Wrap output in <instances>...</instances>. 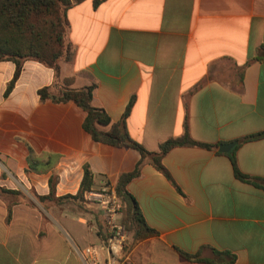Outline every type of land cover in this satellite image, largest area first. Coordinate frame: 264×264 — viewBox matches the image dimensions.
I'll return each mask as SVG.
<instances>
[{"label": "crops", "instance_id": "1", "mask_svg": "<svg viewBox=\"0 0 264 264\" xmlns=\"http://www.w3.org/2000/svg\"><path fill=\"white\" fill-rule=\"evenodd\" d=\"M94 1L67 12L75 52L61 63V79L73 89L94 84L93 104L113 122L134 98L126 130L148 152L184 136L198 144L163 156L169 178L146 159L127 185L155 232L130 234L127 264H211L176 249L212 264H264V138L238 143L264 132V0ZM14 70L0 63V187L21 195H0V264H85L89 246L105 264L100 209L44 205L37 196L49 194L53 176L57 198L75 195L85 166L93 191L115 187L142 157L93 141L74 103H40L38 90L55 76L38 62H25L4 98ZM230 143L231 152L219 151ZM233 158L251 180L237 177Z\"/></svg>", "mask_w": 264, "mask_h": 264}, {"label": "trees", "instance_id": "2", "mask_svg": "<svg viewBox=\"0 0 264 264\" xmlns=\"http://www.w3.org/2000/svg\"><path fill=\"white\" fill-rule=\"evenodd\" d=\"M83 1L0 0V63L11 62L15 66L13 77L7 83L3 96L8 98L12 93L26 61L38 62L51 68L55 76L52 86L38 90L40 103L46 101H51L54 104L74 103L85 113L83 129L91 136L93 141L115 149H133L141 155L142 160L138 163L136 169L131 173L123 174L114 187L122 204V223L135 239L141 240L154 235L155 232L146 225L135 199L126 190L127 185L132 179L139 176L140 167L146 159L150 160L158 171L169 178L161 163L163 156L174 147L195 146L198 144L188 136H184L160 144L158 152H148L135 142L126 130L125 122L134 98L131 99L122 118L117 122H113L104 109L93 104L94 84L73 89L70 88V80L61 79V63L71 62L75 52L74 46L69 41L67 12L73 5ZM99 3V0H95L93 3L94 8ZM262 51L264 53V47ZM259 60L264 61V57ZM61 82H63V87H59ZM262 138H264V132L239 140L238 143ZM205 147L211 148L212 146ZM232 160L237 177L243 180H251L238 171L235 159L233 158ZM27 161L29 168L33 170L37 164V159L32 149H29ZM55 183L53 176L49 180V194L37 196L39 202L44 205L46 203H54L58 206L69 203L76 207L74 208L76 211L89 213L87 194L93 191L94 176L88 166L84 167L83 177L75 195H65L57 198L55 196ZM0 195L4 197L19 196L21 192L0 187ZM93 215L99 216V214L94 212ZM98 225L101 229L102 241L105 243L107 235L102 231V222L98 221ZM176 251L189 261L213 263L202 260L199 256H191L177 249ZM215 254L217 256L226 255L216 251ZM232 260L231 258L229 263Z\"/></svg>", "mask_w": 264, "mask_h": 264}, {"label": "built area", "instance_id": "3", "mask_svg": "<svg viewBox=\"0 0 264 264\" xmlns=\"http://www.w3.org/2000/svg\"><path fill=\"white\" fill-rule=\"evenodd\" d=\"M87 200L100 209L106 227L107 240L102 247L107 255L105 264H127L126 249L130 233L121 221L122 204L115 188L105 185L97 191L89 192ZM98 253V247L89 246L80 255L85 264H99Z\"/></svg>", "mask_w": 264, "mask_h": 264}, {"label": "water", "instance_id": "4", "mask_svg": "<svg viewBox=\"0 0 264 264\" xmlns=\"http://www.w3.org/2000/svg\"><path fill=\"white\" fill-rule=\"evenodd\" d=\"M236 147V143H230V144H225L221 145L219 151L221 153H229L231 152L234 148Z\"/></svg>", "mask_w": 264, "mask_h": 264}, {"label": "rangeland", "instance_id": "5", "mask_svg": "<svg viewBox=\"0 0 264 264\" xmlns=\"http://www.w3.org/2000/svg\"><path fill=\"white\" fill-rule=\"evenodd\" d=\"M83 213H85V212H83Z\"/></svg>", "mask_w": 264, "mask_h": 264}]
</instances>
